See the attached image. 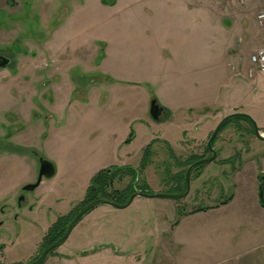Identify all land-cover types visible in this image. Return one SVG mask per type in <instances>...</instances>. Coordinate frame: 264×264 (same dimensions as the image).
I'll list each match as a JSON object with an SVG mask.
<instances>
[{
    "label": "rangeland",
    "instance_id": "1",
    "mask_svg": "<svg viewBox=\"0 0 264 264\" xmlns=\"http://www.w3.org/2000/svg\"><path fill=\"white\" fill-rule=\"evenodd\" d=\"M11 1V13L0 11V55L10 60L0 69V263L39 257L48 230L85 199L103 168L133 167L140 192L147 186L174 195L177 174L187 171L192 156L208 155V140L225 116H250L264 136V72L251 64L264 50L258 20L264 0H117L108 10L100 0ZM49 38L51 55L43 47ZM152 100L166 112L160 122L151 118ZM12 145L26 151L11 153ZM214 150L215 162L192 172L188 196H138L126 209L100 205L108 210L85 215L44 264H60L77 248H83L79 254L106 245L119 255L141 253L137 244L127 248L97 235L118 221L120 238L129 231L148 237L178 211L232 200V215L260 221L252 234L263 235L264 140L235 118L219 132ZM32 151L57 173L24 192L38 176ZM224 159L230 163L220 164ZM135 177L121 172L109 192L132 186ZM148 241L154 254V234Z\"/></svg>",
    "mask_w": 264,
    "mask_h": 264
},
{
    "label": "crops",
    "instance_id": "2",
    "mask_svg": "<svg viewBox=\"0 0 264 264\" xmlns=\"http://www.w3.org/2000/svg\"><path fill=\"white\" fill-rule=\"evenodd\" d=\"M181 1L184 2L185 0ZM13 4L11 0H0V11L11 13L10 5ZM116 4L117 0H100L99 6L108 10L115 8ZM187 9L190 10L188 4ZM52 40L53 38H49L43 43L44 50L50 55L51 44L49 45V43ZM48 59L50 61V58ZM112 79L117 81L115 78ZM233 201L212 206L201 205L196 208H203L200 211L195 209L187 213L182 210V212L178 211L175 220L157 226L152 233V235L154 234V254L149 253L151 245H147L149 244L148 240L152 237L151 233L148 237L146 234H140L137 237L136 233L129 231L128 234L125 233V236L120 238L118 232L120 224L118 221H112V230L97 236H107L109 243L122 244L127 248L137 244V248L142 250L141 253H138L139 255L133 252L119 255L111 246L103 245L102 250L94 248L88 253L86 251L80 252V254L77 252L78 249L83 248H77L76 251L69 250L67 255H61L62 257L57 259L60 264H92V262H100V260L107 258L109 260L118 259L123 264H264V232L263 235L252 234L257 232L261 222L250 217L240 219L239 216H233L230 212ZM107 206L109 208L98 207L91 211L88 216L97 212L102 213V210H116L109 205ZM260 208L264 211L263 206ZM99 209L102 210L99 211ZM246 228L248 231L244 237V229ZM251 228L254 231H251ZM108 252L114 255L107 257ZM71 253L74 254L71 256Z\"/></svg>",
    "mask_w": 264,
    "mask_h": 264
},
{
    "label": "trees",
    "instance_id": "3",
    "mask_svg": "<svg viewBox=\"0 0 264 264\" xmlns=\"http://www.w3.org/2000/svg\"><path fill=\"white\" fill-rule=\"evenodd\" d=\"M242 120H246L249 123H251L248 119L245 118H238ZM231 121V120H230ZM229 121V122H230ZM134 134L133 132L130 134L129 138L126 140V144H130L133 141ZM147 155L144 157V160L142 162V169L145 168L147 163ZM202 158V157H201ZM200 157L193 156L190 158V161L186 163V166L191 164L192 162H195L199 160ZM229 161V160H228ZM227 161V162H228ZM205 165L199 166V168H202ZM111 171L103 170L100 171L98 174H96L88 187L87 193L85 195V199L74 208V210L65 216H61L54 225L49 229L48 233L46 234L43 242V248L42 252L50 245L54 244L58 240H60L66 233L71 221L76 217V215L80 212L81 209H83L86 205L99 200H107L115 204H125L128 202L131 195L135 192L136 182L138 180V171H136L133 167L126 166V167H115L113 169L110 168ZM123 172L125 175L134 176V183L132 186L130 185L128 188H126L123 191H115L109 192V188L113 186V179L115 176L120 175V173ZM175 180L178 182V185L176 186L177 194L183 193L186 189V171H181L177 174ZM136 186V187H135ZM143 193H151L150 190L147 189V186H144L141 190ZM264 205V202H262ZM196 211L203 210V208L195 209ZM41 252V253H42ZM40 253V254H41ZM38 259V257L36 258Z\"/></svg>",
    "mask_w": 264,
    "mask_h": 264
},
{
    "label": "water",
    "instance_id": "4",
    "mask_svg": "<svg viewBox=\"0 0 264 264\" xmlns=\"http://www.w3.org/2000/svg\"><path fill=\"white\" fill-rule=\"evenodd\" d=\"M6 62L7 60H5L4 58H0V64H2L4 67L6 66ZM158 104L156 103V101H152L151 102V111L150 113L152 114V116L154 118H157L159 115L160 110H158ZM237 117H242V118H246L248 120H250L253 124L254 127V132L255 135L259 138L264 140V136L260 133L257 124L254 122V120H252V118L246 114L243 113H236V114H232L230 116H227L217 127V129L214 131L210 141H209V149L212 151L213 156L209 159H204V160H200L197 163H195L194 165H192L186 174V182H187V189L183 194H179V195H170V194H160V193H141V192H137L135 194H133L127 203L125 204H115L112 203L110 201H106V200H97L94 201L92 203H90L89 205H87L76 217L75 219L70 223L65 235L58 240L57 242H55L54 244L48 246L43 253L41 254V256L34 262L29 263V264H44V262L46 261L47 257L57 248L61 247L62 245H64V243H66V241L68 240V238L70 237L72 231L74 230V228L77 226V224L82 220V218L87 215L90 211H92L93 209H95L96 207L106 204L109 205L115 209H126L127 207H129L132 202L134 201V199L138 196L143 197V198H161V199H169V200H179L182 199L186 196H188V194L190 193V175H191V171L195 166L198 165H202V164H207L212 162L215 158H216V153L215 151L212 149V142L214 141L215 137L217 136V134L219 133V131L221 130V128L224 126V124L232 119V118H237ZM40 174H39V178L37 183L35 184H31L28 185L25 190H34L36 187L39 186L41 180L43 177L46 178H51L56 174V166L53 162L46 160V159H42L40 161ZM263 201V199H262ZM0 264H4V263H0Z\"/></svg>",
    "mask_w": 264,
    "mask_h": 264
},
{
    "label": "flooded vegetation",
    "instance_id": "5",
    "mask_svg": "<svg viewBox=\"0 0 264 264\" xmlns=\"http://www.w3.org/2000/svg\"><path fill=\"white\" fill-rule=\"evenodd\" d=\"M0 58H4L5 60H7V62H6V66L4 67L2 64H0V69H7V67L9 66V64H10V60L6 57V56H4V55H0ZM152 101H156V100H152ZM156 103L158 104V110H160V112H159V115H158V117L157 118H154L153 116H152V114L150 113V115H151V118H153L155 121H158V122H160V121H162L163 120V118L165 117V114H166V112H165V110H164V108L161 106V104H159L157 101H156ZM151 111V104H150V109H149V112ZM233 114H236V112L235 113H233ZM230 115H232V114H230ZM230 115H227V116H230ZM227 116H225L222 120H221V122L227 117ZM237 118H242V117H237ZM233 119H235V118H232V119H230L231 121L233 120ZM246 119V118H245ZM230 120H228L224 125H226ZM250 121V120H249ZM220 122V123H221ZM251 122V121H250ZM219 123V124H220ZM251 124V126H252V128H253V131H254V127H253V124H252V122L250 123ZM219 126V125H218ZM217 126V127H218ZM217 127H216V129H217ZM224 127V126H223ZM222 127V128H223ZM221 128V129H222ZM215 129V130H216ZM259 129V128H258ZM214 130V131H215ZM221 131V130H220ZM219 131V132H220ZM214 133V132H213ZM255 133V132H254ZM134 134V133H133ZM219 134V133H218ZM218 134H217V136H218ZM213 135V134H212ZM212 135H211V137H212ZM217 136L215 137V139H214V141L212 142V149L214 150V146H215V143H216V140H217ZM211 137L209 138V140H208V143H207V145H206V147H205V150H206V152H208V155L207 156H198V155H195V156H198V157H200V159L199 160H197V161H195V162H192L191 164H189L188 166H187V171H188V169L192 166V165H194L195 163H197L198 161H200V160H204V159H209V158H211L212 156H213V153H212V151L209 149V147H208V145H209V141H210V139H211ZM8 151H10L11 153H16V154H21V152L22 153H24L23 151H26V150H21L20 148H18L17 146H14V145H12V149L11 150H8ZM215 151V150H214ZM33 153L31 154L32 156H33V158H35V160H38V165L37 166H39V170H38V176H37V179H36V182L35 183H37V181H38V178H39V174H40V167H41V165H40V161L42 160V159H46V158H42V157H40V155L36 152V151H32ZM215 153H216V151H215ZM193 157V156H192ZM202 157V158H201ZM216 157H217V154H216ZM46 160H48V159H46ZM215 160H216V158L212 161V162H215ZM230 161V159H224V160H222V161H220V164H222V165H224V164H228V163H230L229 161ZM50 161V160H49ZM188 161H190V159L188 160ZM187 161V162H188ZM228 161V162H227ZM211 163V162H210ZM208 164V163H207ZM202 165H205L206 166V164H202ZM199 166H201V165H198V166H195L193 169H192V171H191V174H192V172H197V173H199V174H201V170H202V168L203 167H205V166H203L202 168H199ZM103 170H108V171H111L110 170V168H103V169H101V170H99V172L100 171H103ZM187 171H186V174H187ZM99 172H97V173H95V175L96 174H98ZM56 173H57V169H56ZM56 175V174H55ZM54 175V176H55ZM94 175V176H95ZM53 176V177H54ZM191 176V175H190ZM53 177H51V178H53ZM51 178H46V177H43L42 178V180H41V182H40V184H39V186L41 185V183H42V181L44 180V179H51ZM35 183H28L27 185H25L24 187H23V191L24 192H31V191H34V190H36L38 187H36L34 190H25V188L28 186V185H31V184H35ZM174 188H176V187H174ZM136 190H135V192L133 193V194H135V193H137V192H140L139 191V189H137V188H135ZM186 189H187V182H186ZM186 189H185V191H186ZM174 190V189H173ZM184 191V192H185ZM190 191H191V185H190ZM183 192V193H184ZM183 193H180V194H183ZM264 183L262 182L261 183V185H260V198H261V203L262 202H264V198H263V196H264ZM132 194V195H133ZM190 194V193H189ZM188 194V195H189ZM85 195H86V193H85ZM131 195V196H132ZM174 195H179V194H176V193H174ZM20 198H19V205H21L22 206V201L23 200H25V202H26V199H25V196H22V194L19 196ZM262 199H263V201H262ZM62 199H59L58 201H61ZM100 200V199H99ZM103 200V199H102ZM97 201V200H96ZM107 201V200H106ZM263 204V203H262ZM89 205V204H88ZM87 206V205H86ZM85 206V207H86ZM76 207V206H75ZM75 207H73V210H74V208ZM84 207V208H85ZM83 208V209H84ZM83 209H81L80 210V212L83 210ZM3 211L5 212L6 210L3 208ZM79 212V213H80ZM91 212V211H90ZM78 213V214H79ZM77 214V215H78ZM67 215V214H66ZM76 215V216H77ZM63 216H65V215H63ZM61 217V216H60ZM59 217V218H60ZM75 219V218H74ZM73 219V220H74ZM58 220V219H57ZM72 220V221H73ZM71 221V222H72ZM49 231V230H48ZM48 233V232H47ZM46 236V235H45ZM45 238V237H44ZM14 244V243H13ZM15 245V244H14ZM43 253V252H42ZM41 253V254H42ZM41 254H40V256H41ZM39 256V257H40ZM38 257V258H39ZM37 259H35V260H33L32 262H34V261H36ZM32 262H29V263H32ZM28 263V264H29Z\"/></svg>",
    "mask_w": 264,
    "mask_h": 264
},
{
    "label": "built area",
    "instance_id": "6",
    "mask_svg": "<svg viewBox=\"0 0 264 264\" xmlns=\"http://www.w3.org/2000/svg\"><path fill=\"white\" fill-rule=\"evenodd\" d=\"M258 20L264 23V10L258 15ZM251 64L258 67L262 72H264V50L258 51L251 56Z\"/></svg>",
    "mask_w": 264,
    "mask_h": 264
}]
</instances>
